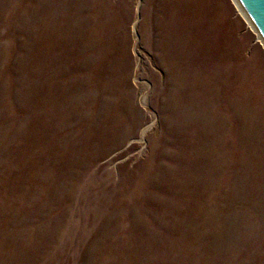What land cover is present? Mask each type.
I'll return each instance as SVG.
<instances>
[{
    "label": "rangeland",
    "instance_id": "374dc122",
    "mask_svg": "<svg viewBox=\"0 0 264 264\" xmlns=\"http://www.w3.org/2000/svg\"><path fill=\"white\" fill-rule=\"evenodd\" d=\"M0 264H264L234 0H0Z\"/></svg>",
    "mask_w": 264,
    "mask_h": 264
},
{
    "label": "water",
    "instance_id": "95a60500",
    "mask_svg": "<svg viewBox=\"0 0 264 264\" xmlns=\"http://www.w3.org/2000/svg\"><path fill=\"white\" fill-rule=\"evenodd\" d=\"M264 45V0H237Z\"/></svg>",
    "mask_w": 264,
    "mask_h": 264
},
{
    "label": "bare ground",
    "instance_id": "6f19581e",
    "mask_svg": "<svg viewBox=\"0 0 264 264\" xmlns=\"http://www.w3.org/2000/svg\"><path fill=\"white\" fill-rule=\"evenodd\" d=\"M234 1L237 4V6L239 7V9L241 10V12L243 13V15L245 16V18L247 19V21L249 22L250 26L254 29V26H253L252 22L248 19L246 13L244 12L243 8L240 6L239 2L237 0H234Z\"/></svg>",
    "mask_w": 264,
    "mask_h": 264
}]
</instances>
